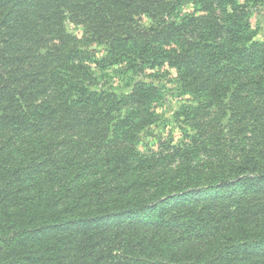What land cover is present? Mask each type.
Returning <instances> with one entry per match:
<instances>
[{
    "label": "trees",
    "instance_id": "trees-1",
    "mask_svg": "<svg viewBox=\"0 0 264 264\" xmlns=\"http://www.w3.org/2000/svg\"><path fill=\"white\" fill-rule=\"evenodd\" d=\"M259 6L0 0V264H264ZM164 75L181 139L141 152Z\"/></svg>",
    "mask_w": 264,
    "mask_h": 264
},
{
    "label": "rangeland",
    "instance_id": "rangeland-1",
    "mask_svg": "<svg viewBox=\"0 0 264 264\" xmlns=\"http://www.w3.org/2000/svg\"><path fill=\"white\" fill-rule=\"evenodd\" d=\"M249 20L256 32L255 39L264 41V8L262 6L252 7L249 13ZM65 27L68 33L77 38H82L84 35L83 27L75 24L70 19L65 21ZM82 44L86 47V40H82ZM87 48L96 56L103 55L104 48L97 43H88ZM164 69L172 76L175 75L173 69L169 67ZM96 77V81L100 86L112 88L117 93L127 92L133 79L136 78L133 75L116 72L113 69L96 71ZM163 77L165 91L163 97L155 104L156 120L142 131L138 138L137 148L141 152L156 150L160 142L167 143V141L171 140L177 143L181 139L174 112L179 109L187 96L181 93L176 83L167 81V75Z\"/></svg>",
    "mask_w": 264,
    "mask_h": 264
}]
</instances>
